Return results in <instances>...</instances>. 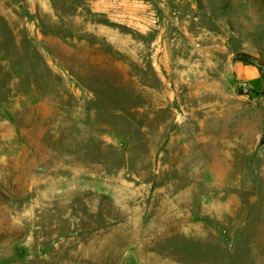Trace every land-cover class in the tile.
<instances>
[{
  "label": "rangeland",
  "instance_id": "rangeland-1",
  "mask_svg": "<svg viewBox=\"0 0 264 264\" xmlns=\"http://www.w3.org/2000/svg\"><path fill=\"white\" fill-rule=\"evenodd\" d=\"M0 10V264H264V0Z\"/></svg>",
  "mask_w": 264,
  "mask_h": 264
},
{
  "label": "crops",
  "instance_id": "crops-1",
  "mask_svg": "<svg viewBox=\"0 0 264 264\" xmlns=\"http://www.w3.org/2000/svg\"><path fill=\"white\" fill-rule=\"evenodd\" d=\"M3 1H5V0H3ZM0 17L1 18H6V19L8 18V20H9V17H7L6 13H4L1 10H0ZM9 25H13L10 20H9Z\"/></svg>",
  "mask_w": 264,
  "mask_h": 264
},
{
  "label": "water",
  "instance_id": "water-1",
  "mask_svg": "<svg viewBox=\"0 0 264 264\" xmlns=\"http://www.w3.org/2000/svg\"><path fill=\"white\" fill-rule=\"evenodd\" d=\"M247 97H250L249 94H247ZM264 147V136L261 137L258 148H263Z\"/></svg>",
  "mask_w": 264,
  "mask_h": 264
}]
</instances>
